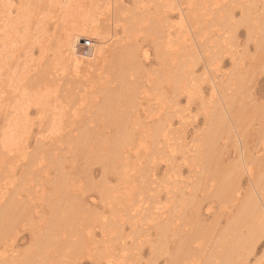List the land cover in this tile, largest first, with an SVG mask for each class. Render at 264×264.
I'll return each mask as SVG.
<instances>
[{
    "label": "bare ground",
    "instance_id": "bare-ground-1",
    "mask_svg": "<svg viewBox=\"0 0 264 264\" xmlns=\"http://www.w3.org/2000/svg\"><path fill=\"white\" fill-rule=\"evenodd\" d=\"M148 1L151 4L134 0L140 13L122 19L126 21L122 23L124 41L111 46L109 40L97 38L107 26L92 25L93 0H50L47 10L41 0H0V44L8 53L16 58L28 38L43 48L42 55L51 49L52 39H57L59 50L57 58L40 57L36 73L29 72V81L19 75L20 82L29 83L25 101L39 87L47 95V103L39 110L41 128L32 150L22 154L27 166L20 174L19 166L12 165L21 143L19 123L15 129L9 123L1 125L5 149L0 147V264H75L82 257L91 264H160L161 259L164 264H264V248L259 253L264 240V106L251 104L253 87L248 82L251 70L264 68V17L255 20L256 7L249 0H212V17L207 8L199 13L203 7L198 8L192 0ZM111 2L106 4L109 11L102 13L110 21L115 18ZM235 7L240 8L238 20L233 19ZM205 18L231 35L203 38L207 25L194 30L193 24ZM32 20L38 24L36 27L31 26ZM43 20L49 22V27ZM241 24L246 26L258 56L252 57L247 67L211 77V95L202 101L203 125L191 143H184L181 131L174 128L176 122L184 124L176 105L182 95L187 101L192 99L195 90L200 96L195 65L203 60L208 69L224 53L239 64L227 45ZM139 32L151 38L160 60L153 72L143 68L134 41ZM44 34H48L45 43ZM81 40L84 54L78 51ZM91 45L94 50L87 52ZM89 63L103 68L105 77H98L103 81L79 75L82 68L91 67ZM7 78L8 72L0 65V93ZM163 82L169 84L171 103L156 109L143 107L148 93L161 89ZM12 97L19 101V95ZM66 111L73 117L66 121L70 128L65 124ZM251 129L257 134L256 145H262L260 155L246 151ZM47 139L50 143L45 145ZM229 139L236 141L237 160L228 167L219 166ZM67 153L74 173L66 168ZM177 153L196 176L188 192L176 189L178 182L173 178L164 187L156 179L159 161L174 172ZM80 158L83 162L78 170ZM96 164L101 166L97 180L91 175ZM241 173L247 175L244 191L235 180ZM25 174L41 182V176H45L41 195L35 198L41 201L34 203L32 197L25 196ZM107 176L119 182L117 186L108 187ZM96 184L106 204L115 210L118 204L114 217L120 214L121 219H132L128 233L123 232V223L115 219L101 221L89 209L84 193ZM207 184L219 202L227 205L226 225L220 229L214 221H199L192 209L194 192L201 186L200 190H207ZM164 190L162 200L160 193ZM189 207L192 215L191 211L187 214L193 221L186 229L191 217L184 210ZM184 216L189 219L185 221ZM23 221H29L26 227ZM99 222L102 232L110 229L102 236L104 246L98 244L91 231ZM19 226H28L31 232L29 248L23 253L14 249L18 233H22ZM144 245L148 249L145 257Z\"/></svg>",
    "mask_w": 264,
    "mask_h": 264
},
{
    "label": "rangeland",
    "instance_id": "rangeland-1",
    "mask_svg": "<svg viewBox=\"0 0 264 264\" xmlns=\"http://www.w3.org/2000/svg\"><path fill=\"white\" fill-rule=\"evenodd\" d=\"M42 3L46 6L45 10L50 8V0H41ZM108 0H93V5L91 7L92 10H94V14L92 17L93 24H106V28H104L103 32L98 36V39H102L109 42V45L114 46L117 44L123 43L124 39H121V37H125L126 34L123 32V24L125 22L122 21V19L129 17L130 15H133L135 13H140V9L138 5L135 4L134 0H112L111 4V13L114 12V19L110 21V18L107 15H103L106 10L109 11L108 8H106V4ZM191 1V0H190ZM193 3L198 7H203L202 9L198 10V12L204 11L206 8L208 12L211 13L210 17L215 15L213 12L214 5H212V0H192ZM60 2H64V0H60ZM144 3L151 4V1L143 0ZM249 2H253L256 7V15L255 20H258L260 17H264V0H249ZM150 6V5H149ZM34 9H37V6L34 7ZM233 19L238 20L240 17V8L235 7L233 10ZM198 14V13H197ZM70 15V14H69ZM199 15V14H198ZM69 18L71 22L74 21L72 16ZM209 17V18H210ZM103 18L108 20H104ZM209 18L201 19L193 24V29L196 30L198 28L200 30V27L204 24L207 25V29L205 31V34L201 35L203 38L206 39L207 36H212V38H222V36H230L231 32L229 30H224V27L220 24L215 23H209ZM117 19V20H116ZM128 19V18H127ZM172 19L174 21H177L176 16H173ZM116 20V21H115ZM126 20V19H125ZM43 23L46 22V27H49V22L46 20L42 21ZM112 22V23H111ZM123 23V24H122ZM259 23V22H258ZM264 23V21H263ZM38 24L35 20L31 21V26L36 27ZM264 27V24H262ZM101 31V30H98ZM225 31V32H224ZM63 37V35H62ZM119 40L117 43H114V40ZM199 38V37H198ZM46 39H48V34H44L43 41L46 42ZM62 40V39H61ZM127 39H125L126 41ZM135 43L137 44V47L139 49V55L140 59L143 64V68L145 72H153L154 70L158 69L160 66V60L158 56L155 53L154 44L150 37L146 36L142 32L137 33L136 39H134ZM84 41L81 40L80 46L78 47L79 53L84 52ZM57 39H52L50 43L51 49L48 50L47 55H42V49L41 46L35 43V41L32 38H28L24 40L23 46L18 49V56L15 58V54L8 53L5 49L6 47L0 44V65L4 66L5 71L8 72V78L6 79V83L1 87V93H0V129H3L1 125L3 124H10L13 129L16 128V126L19 123V129L20 137H21V143L18 144L17 150L15 154H18L17 161H14L12 163L15 168L19 166L17 169L18 174L21 173L23 169H26L27 166L26 159L23 158L22 154L25 153V151L29 152V150H32L35 143V136L39 132V125L41 124L39 118V110L44 108L45 104L47 103V95H45L44 90H41V87L36 88L35 90L31 91L30 94H32V97H29L27 101H25V96H29V83L20 82L19 80L21 78L27 77V81L29 78V72L32 74L36 73V69L38 67V61L41 56H46V59L50 58H57L59 50L57 49ZM62 45V44H60ZM83 46V47H82ZM230 50H233L235 53V56L239 60V64L237 63V60L232 57L229 53H224L222 56V59L220 61L215 62L214 64L209 66V70L204 68V61L200 60L197 62L194 68V75L198 76L199 82L196 84H199L198 87H201V93L200 96L194 91L192 95V99L186 100V96L182 95L180 98V101L177 103L176 108L179 110V116L184 117V124L183 126L179 125V123L174 124V128H178L181 131L182 135V141L184 143L190 142L193 138L194 134L198 132V130L202 127L204 117L203 112L204 109H202V101L208 100V98L211 95V88H210V79L212 76H215L217 74H227L229 75L234 69L236 68H244L248 66V63L252 61V57H257L258 52L256 51V47L254 46L253 40L249 39L247 28L245 25H239L235 31L234 37L231 40V44L227 45ZM86 50V49H85ZM94 50L93 45L88 47L87 52ZM98 50V49H97ZM77 54V52H76ZM84 54V53H83ZM99 58V55L97 56ZM100 59V58H99ZM42 61V60H40ZM73 62V61H71ZM261 62V61H259ZM258 62V63H259ZM70 63V62H68ZM73 63L69 64L72 65ZM91 67L87 68L84 67L81 70V74L79 75H85L86 77H89L90 79H94L99 81H103L104 79H99V76L105 77V73L102 71L103 68H99L98 65L89 63ZM100 65V64H99ZM68 71L71 70L70 68H67ZM208 70V72H206ZM19 75H21V78H19ZM154 77V75L152 76ZM19 79V80H18ZM249 85L252 86L251 91L253 92V95L251 97V104L256 103L259 106H264V68L262 66L255 67L254 70H251L249 74ZM1 84V83H0ZM17 84V90L13 92L15 85ZM22 84V85H21ZM161 89L152 90L151 94L148 93V98H146L145 105L143 107H147L149 109H156L159 105H165L167 103H171V96L172 93L170 92L169 84L167 82H163L161 84ZM13 95H19V101H15V99L12 97ZM158 97V98H157ZM201 97V98H200ZM15 101L16 104L13 103ZM49 101V100H48ZM250 101V100H249ZM64 116L65 122L73 120V117L70 115V111H66ZM14 117L17 119L14 121ZM179 118V117H178ZM177 119V118H175ZM17 123V124H16ZM70 127L69 123H65ZM68 126H66V129ZM39 127V128H38ZM183 127V128H182ZM76 134V132H74ZM256 132L251 129L248 135V140L246 142V151L250 149V151H253L255 155H260L262 151V145H256L258 144V139L256 137ZM2 140L3 137L0 136V147H2V151L5 149L2 146ZM45 145H48L50 142L47 139ZM65 147L66 144L64 145ZM63 145L62 147L65 148ZM236 141L233 139L228 140V144L224 148V153L222 155L221 161H219V166L228 167L227 165H233L235 161L237 160L236 155ZM16 149V148H15ZM66 150V149H65ZM1 151V152H2ZM256 152V153H255ZM180 154V153H179ZM177 153L176 159L174 160V172L169 171V167L166 165L164 161H159L156 165V179L160 180L162 182L161 187H164L166 183L169 181L177 180L176 189L183 188L184 191L188 190L191 187V183L194 182L196 176L194 172L190 171V167L188 165V162L185 163L183 160H181V157ZM65 157L68 159L66 168L69 169L72 173H74V170L70 168L69 161H70V154L67 153ZM80 163L77 166L78 170L81 168V163L83 160L80 158ZM223 167V168H224ZM197 170V168H195ZM93 173L91 174L93 179L97 180L101 177V166L99 165H93L92 167ZM49 172V171H48ZM76 173H79L76 172ZM172 173L171 178H166L169 174ZM167 174V176H166ZM26 176V189H28V192L24 193L25 196H30L33 198V202L37 203L41 201L40 198L35 199L37 196L40 197L41 190L43 188V182L45 176L42 175L41 178L43 179V182L41 180H33L32 175L25 174ZM79 177L82 174H77ZM83 177V175H82ZM107 185L109 186H117V182L112 176H107ZM174 180H173V179ZM237 178V180H236ZM234 179V177L232 178ZM78 180V179H77ZM235 180L239 181L241 189L243 191L246 187L247 182V175L245 173H241L240 175L235 176ZM167 181V182H166ZM188 183V184H187ZM212 183V182H209ZM207 190L203 189L200 190V187L198 190H196L194 193L196 195L195 197V203H194V211H196V214H198V217L200 218L199 221L207 224L210 222H215L217 224V228H222L226 225V211L228 209L226 208L227 205H224L219 202L217 197L213 195L209 189L211 188L210 184H207ZM99 185L96 184V186L90 188L89 190H86L84 193V197L86 199L87 205L89 206V209L91 211H95L98 216H96L97 219L104 221L109 219H115L119 223H123V232L128 233L129 227L132 221L131 218L124 217V219H121L120 214L116 215V217L113 216V211H118L116 204V210L115 208L112 209L111 204H106V201L101 197L100 193L98 192ZM122 187V186H121ZM209 188V189H208ZM163 189V188H162ZM186 191V192H188ZM162 194V196H161ZM177 194H180L178 192ZM161 199L165 198V190L161 191L160 193ZM124 199L123 197H120ZM186 199L190 200V196L187 194ZM163 200V199H162ZM43 205V203H42ZM114 206V207H115ZM39 212H42L43 209L41 207H37ZM196 209V210H195ZM184 210V209H183ZM185 214L189 217L192 215L191 207L185 209ZM190 213L191 215L187 214ZM117 213V212H116ZM224 214V215H222ZM102 217V219H100ZM29 219V218H28ZM185 221L186 216H184ZM184 221V220H183ZM191 221V222H190ZM192 217L189 220V224H186L187 226H191L192 224ZM25 222V221H23ZM29 222V221H28ZM28 222L25 224L28 225ZM118 223V225H119ZM102 224L96 223L95 226L91 229L93 237L95 240L100 241L98 244H101L104 246L106 243L102 244L103 234H108L107 231L110 229H106L102 232ZM189 226L186 229H189ZM19 226V230L22 233H18L17 242L15 244L16 253L21 252L23 253L29 248L30 245V238H31V232L27 228ZM27 229V230H26ZM36 229V228H35ZM185 229V230H186ZM152 230H150V233ZM21 234V235H20ZM129 241V239L127 238ZM263 244L260 246L259 253L264 248V240H262ZM147 246L144 245V257L147 255ZM147 249V250H146ZM147 253V254H146ZM147 257V256H146ZM160 264H164V261L161 259ZM75 264H91L88 258L82 257L79 260H75ZM104 264V263H103Z\"/></svg>",
    "mask_w": 264,
    "mask_h": 264
}]
</instances>
